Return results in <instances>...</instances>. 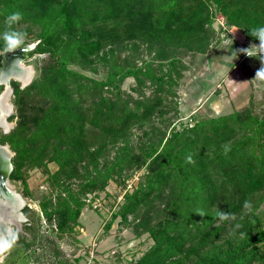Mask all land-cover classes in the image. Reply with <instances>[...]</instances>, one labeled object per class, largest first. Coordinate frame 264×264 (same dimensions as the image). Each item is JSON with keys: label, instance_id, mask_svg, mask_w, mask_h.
<instances>
[{"label": "trees", "instance_id": "16d2710c", "mask_svg": "<svg viewBox=\"0 0 264 264\" xmlns=\"http://www.w3.org/2000/svg\"><path fill=\"white\" fill-rule=\"evenodd\" d=\"M16 11L19 21L40 28L29 55L47 57L30 84L13 81L16 123L2 141L14 151L11 178L29 193L28 172L41 168L51 194L34 211L30 236L17 233L12 250L43 240V217L55 220L52 230L61 235L74 232L85 205L110 180L125 186L146 165L112 212L123 221L133 214L136 236L153 239L128 264H264V114L249 102L170 134L153 123L167 121L177 103L182 57L211 46L216 13L260 42L250 31L264 26V0H0V34ZM11 27L25 35L30 29ZM123 49L130 51L122 56ZM98 65L102 79L87 74ZM128 77L135 80L130 91L122 88ZM135 128L147 137L139 153L130 147Z\"/></svg>", "mask_w": 264, "mask_h": 264}, {"label": "rangeland", "instance_id": "374dc122", "mask_svg": "<svg viewBox=\"0 0 264 264\" xmlns=\"http://www.w3.org/2000/svg\"><path fill=\"white\" fill-rule=\"evenodd\" d=\"M14 26L19 30L30 26L24 41H28V44H32L33 47L27 51L28 55L23 63L34 67L35 77L41 72L39 68L43 64V59L47 57V54L29 55V52L34 50L38 43L34 36L39 33L40 28L31 26L24 21H18L14 23ZM213 27L215 38L206 53L189 52L182 57L186 69L180 84L175 87L177 96L174 98L177 103L172 104V110L165 116L167 121L162 122L158 118L153 122L157 127H161L157 130L162 129L170 134L172 129H181L187 122L192 124L196 119L229 113L245 107L249 102L255 113L261 116L264 114V76H256L258 70L264 67V60L261 59L264 58V51L258 47L260 42L247 40L243 29L229 26L225 16L219 12L216 13ZM139 47L140 55L148 59L150 55L145 46L140 45ZM247 48H250L253 56L240 51ZM129 51V49H123L122 56ZM97 67L99 68L97 73L88 71L87 74L102 79L105 77V69L101 65ZM134 84V78L128 77L122 84V88L130 91ZM20 85L22 84L20 83ZM147 91L149 93L150 89ZM14 122L16 123V119ZM134 132L136 134L130 147L133 153H139L140 144L142 140L147 141V137L143 135V130L135 128ZM115 151L117 148L111 154H115ZM49 167L51 171L58 168L54 162H50ZM147 169L148 167L144 165L135 170L130 179L135 175L142 178ZM27 180L29 193H25L19 182H15V186L31 203L32 212H40V201L46 195L51 194L47 173L41 168L33 167L28 172ZM124 187L119 181L110 180L105 191L96 194L91 199L90 205H85L80 217V224L74 232H65L61 235L52 230V228L55 230V220H47L43 217L41 219L43 240L26 252L29 263L128 264L131 260L142 256L153 244V239L148 233L136 236L134 229L139 219L130 214L127 221H123L121 216L113 217L112 214L123 201ZM79 188L78 181L75 180L72 190L78 191ZM52 195H54L53 200L55 201V193ZM91 195L94 196V194ZM91 195L89 197H92ZM95 207L96 209H94ZM261 208V214L264 217V203ZM142 211H144L143 208ZM40 215L42 214L40 213ZM20 248V245H17L13 249L12 253L15 255L11 254L8 248L1 250L0 264H25L26 261ZM115 251L119 254L118 257L113 256Z\"/></svg>", "mask_w": 264, "mask_h": 264}, {"label": "flooded vegetation", "instance_id": "af4514ba", "mask_svg": "<svg viewBox=\"0 0 264 264\" xmlns=\"http://www.w3.org/2000/svg\"><path fill=\"white\" fill-rule=\"evenodd\" d=\"M2 56L3 57H2L1 62H0V97L2 94H4L6 91H8L7 83L5 81L1 80L2 79L1 75L4 73V75L8 77L9 85L11 88V93H10V96L8 98V104L11 105V107H9L8 110L2 114V117L5 118V120H6L5 123L8 124V126L6 127L4 125V123H0V202L3 205H4L3 202H7L6 198H3L4 193L9 194L11 191L12 192L16 191V192L20 193L25 200V202L22 204L20 209L23 212V214L26 216V219H24V220L20 219L19 215H18L19 210L16 211L14 208V210L12 209V212L9 211V214H10L9 217H8V215H6L7 218L4 216L5 221H4V219L0 220V223H1V221L4 222V224H6L11 230L12 234L10 233V235L6 236V239L10 240V242H11L10 247H7V248H8V251H11V253H12L13 250H12L11 246L13 245V243L17 244V241H18L17 240V233H22L28 237L30 236V233L27 231L26 227L28 225L32 224V222H33L32 218L34 216V213L32 212V209H31V208H33L31 203L25 199L21 190L19 188H16V186H15L16 183L11 178L13 168H14V164L12 161V158L14 156V151L11 148L10 143L2 141L3 134L9 133L12 130V128L14 127V123H15L14 119H13V115L16 113L15 112L16 106H15V103L13 100L14 91H15V88L13 86V81L14 80L19 81L22 84V81L19 78H17L15 76L14 72L12 71L15 69L13 64H14L16 55H14V54L9 55L8 54V57H6L2 53ZM5 62H6V64H5ZM0 119H1V117H0ZM7 180L10 183L9 185L7 184ZM5 207L7 209V205ZM26 207L29 210H27ZM15 216H16V218L18 217V219H16L17 221L16 220L14 221L13 219H8V218H12ZM18 224L21 226V228L18 226ZM7 248H5V249H7Z\"/></svg>", "mask_w": 264, "mask_h": 264}, {"label": "clouds", "instance_id": "9594fccd", "mask_svg": "<svg viewBox=\"0 0 264 264\" xmlns=\"http://www.w3.org/2000/svg\"><path fill=\"white\" fill-rule=\"evenodd\" d=\"M21 18L22 14L19 11L12 12L5 18V24L8 27L6 31L0 34V39L3 40L2 49H0V51H2L3 53H11L15 52V50L17 49L23 50L24 47H28L24 44L25 34L11 27V25L18 22ZM250 33L251 35L259 39L260 43L258 47L261 49V51H264V26L252 29ZM250 48L241 49L240 51H244L247 53V55L253 56ZM261 59L264 60V58ZM256 76H264V67L258 70ZM10 243L11 242L8 239L0 240V250L10 247Z\"/></svg>", "mask_w": 264, "mask_h": 264}, {"label": "water", "instance_id": "95a60500", "mask_svg": "<svg viewBox=\"0 0 264 264\" xmlns=\"http://www.w3.org/2000/svg\"><path fill=\"white\" fill-rule=\"evenodd\" d=\"M25 45H27L28 47H24L23 48V50H21V49H17V50H15V52H11V53H3V55H5L6 57H8V54L9 55H12V54H14V55H16L15 56V61H14V67H15V69H22L23 70V65L22 64H24L23 63V59L25 58V57H27V51H29L33 46H32V44H25ZM8 59V58H7ZM5 64H6V62H5ZM12 65V66H13ZM24 65H26V64H24ZM13 71V70H12ZM33 71H34V73H35V69H34V67H33ZM34 73H33V75H32V77L30 78V80L29 81H27L26 83H24L23 81H22V86H27L28 84H30L31 83V81L33 80V77H34ZM4 81L7 83V86H8V89H9V91L11 92V88H10V85H9V80H8V77L7 76H5V79H4ZM2 97H3V94L1 95V97H0V102H1V100H2ZM1 119H2V121L3 122H5L6 120H5V118L4 117H2L1 116ZM7 184L9 185L10 183H9V181L7 180ZM9 197H17V198H19L20 200H21V204L18 206V207H16L15 208V210L17 211V210H19V218L20 219H22V220H24V219H26V216L23 214V212L21 211V206H22V204L25 202V200H24V198H23V196L20 194V193H18V192H16V191H14V192H10L9 194L8 193H4V197L3 198H6V199H9ZM9 208V207H8ZM6 218H7V216H5ZM8 219H13L14 221L16 220V219H18V217L16 218V216L15 217H12V218H8ZM17 221V220H16ZM1 224V223H0ZM18 226L20 227V225L18 224ZM10 233H11V230H10V228L6 225V224H4V228L3 229H1L0 230V240H3V239H6V236H8V235H10ZM12 234V233H11ZM1 251V250H0Z\"/></svg>", "mask_w": 264, "mask_h": 264}, {"label": "bare ground", "instance_id": "6f19581e", "mask_svg": "<svg viewBox=\"0 0 264 264\" xmlns=\"http://www.w3.org/2000/svg\"><path fill=\"white\" fill-rule=\"evenodd\" d=\"M23 65V70L21 69H14L13 72L15 74V76L17 78H19L21 81H23L24 83H26L27 81L30 80V78L32 77L34 71H33V66L32 65ZM3 75V76H2ZM1 75V80L4 81L5 79V75L4 73ZM10 91L8 89V91H6L3 94L2 100L0 102V117L2 116V114L4 112H6L8 110L9 107H11V105L8 104V98L10 96ZM2 119H0V123H4V125L7 127L8 124H6L5 122L1 121ZM7 202H3L4 205L0 202V220L4 219V216L8 215L9 217V211L12 212V209L14 210V208L18 207L22 202L19 198L17 197H9V199H6ZM7 205V209L6 206ZM9 207V208H8ZM5 221V219H4ZM4 228V222L1 221L0 224V230Z\"/></svg>", "mask_w": 264, "mask_h": 264}, {"label": "built area", "instance_id": "2783aa9c", "mask_svg": "<svg viewBox=\"0 0 264 264\" xmlns=\"http://www.w3.org/2000/svg\"><path fill=\"white\" fill-rule=\"evenodd\" d=\"M139 180H140V177L137 175H135L132 179L127 180L126 185H125L122 193L124 194L126 191L135 187L137 185V183L139 182ZM119 198L121 199V196Z\"/></svg>", "mask_w": 264, "mask_h": 264}, {"label": "crops", "instance_id": "0c3cea01", "mask_svg": "<svg viewBox=\"0 0 264 264\" xmlns=\"http://www.w3.org/2000/svg\"><path fill=\"white\" fill-rule=\"evenodd\" d=\"M3 250H4V249H3ZM26 252H27V251H24V250L22 251V256L24 257V260L26 261V262H24V263H25V264H30L29 261H28V259H27L28 257H27ZM7 253H8V252H7ZM11 254H14V253H11ZM14 255H15V254H14ZM12 256H13V255H12ZM8 257H9V255L7 256V258H8Z\"/></svg>", "mask_w": 264, "mask_h": 264}]
</instances>
